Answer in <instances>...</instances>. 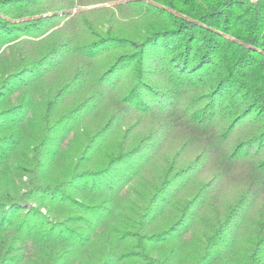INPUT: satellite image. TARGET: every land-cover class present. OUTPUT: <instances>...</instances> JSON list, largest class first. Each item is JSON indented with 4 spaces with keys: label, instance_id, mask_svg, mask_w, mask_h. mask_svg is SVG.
Returning a JSON list of instances; mask_svg holds the SVG:
<instances>
[{
    "label": "trees",
    "instance_id": "trees-1",
    "mask_svg": "<svg viewBox=\"0 0 264 264\" xmlns=\"http://www.w3.org/2000/svg\"><path fill=\"white\" fill-rule=\"evenodd\" d=\"M0 264H264V0H0Z\"/></svg>",
    "mask_w": 264,
    "mask_h": 264
},
{
    "label": "rangeland",
    "instance_id": "rangeland-1",
    "mask_svg": "<svg viewBox=\"0 0 264 264\" xmlns=\"http://www.w3.org/2000/svg\"><path fill=\"white\" fill-rule=\"evenodd\" d=\"M122 4H124V2H117L116 4H106V5H102V6H93V7H86V8H82V9H79V10H74V11H72V13L73 14H76L77 12L79 13V12H85V14H86V17H89V14H88V12H90V11H93V10H99V9H109L110 7H113V6H115V5H122ZM101 7H103V8H101ZM98 14H101V15H105V14H107V11H105V10H102V11H100V12H98ZM108 20V17H107V19L105 20V21H107ZM115 20H118V21H120V23H121V25H122V27H118L119 29H120V31H127L128 33H130V35L132 36V35H134V36H132V37H135V38H138V39H140V38H142L144 35H145V33H146V31H145V29L147 28V27H142V26H140L142 23V21L141 20H137L136 22H134V23H132V22H125V21H128V19H125L122 15L121 16H116L114 19H113V21H115ZM124 21V22H123ZM116 24V23H115ZM149 28V27H148ZM104 31H106V29L104 30ZM117 138L116 137H113V141H115ZM171 146H169V148H170ZM146 181V179L145 178H143V179H137L133 184H132V186L131 187H129V191H131V196H135L136 195V193H139V194H143V193H145V181Z\"/></svg>",
    "mask_w": 264,
    "mask_h": 264
}]
</instances>
